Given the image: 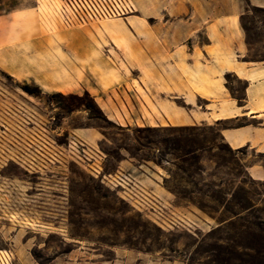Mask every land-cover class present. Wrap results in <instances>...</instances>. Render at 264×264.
<instances>
[{
	"label": "rangeland",
	"instance_id": "obj_1",
	"mask_svg": "<svg viewBox=\"0 0 264 264\" xmlns=\"http://www.w3.org/2000/svg\"><path fill=\"white\" fill-rule=\"evenodd\" d=\"M234 1L130 0L126 15L75 24L100 51V75L116 81L100 95L81 87L29 94L27 82L0 71V119L9 106L8 117L25 124L12 152L0 131V264H264V180L256 178L264 154L232 153L212 124L150 120L161 112L149 97V41L182 32L191 47L206 45V25L226 20ZM239 2L245 59L264 60V6ZM224 80L243 96V80ZM86 91L98 108L87 109ZM232 212L242 214L228 219Z\"/></svg>",
	"mask_w": 264,
	"mask_h": 264
},
{
	"label": "crops",
	"instance_id": "obj_2",
	"mask_svg": "<svg viewBox=\"0 0 264 264\" xmlns=\"http://www.w3.org/2000/svg\"><path fill=\"white\" fill-rule=\"evenodd\" d=\"M250 1L264 6V0ZM228 9L226 20L206 25V45L191 47L188 34L182 32L177 38L149 41V97L161 112V117L152 114L150 120L173 127L241 121L219 128L224 140L232 148L249 147L264 154V60L245 59L249 44L239 0ZM145 42L135 40L133 46L144 47ZM163 58L167 61L158 66L157 60ZM100 61V51L87 30L66 24L61 6L44 5L41 0L33 6L0 5L1 72L36 83L46 92L81 87L100 95L116 83L100 75ZM227 73L245 82L242 97L226 85ZM139 85L143 86L140 81ZM258 173L256 178L264 180V170Z\"/></svg>",
	"mask_w": 264,
	"mask_h": 264
},
{
	"label": "built area",
	"instance_id": "obj_3",
	"mask_svg": "<svg viewBox=\"0 0 264 264\" xmlns=\"http://www.w3.org/2000/svg\"><path fill=\"white\" fill-rule=\"evenodd\" d=\"M132 10L133 6L130 0H64L61 6L63 19L68 25L84 24L106 17L122 16ZM12 110L7 106L4 110L7 117L0 119V131L7 140L6 149L9 152L22 144V130L25 127L23 121H13L8 117L12 116ZM9 134L11 135L7 139Z\"/></svg>",
	"mask_w": 264,
	"mask_h": 264
},
{
	"label": "trees",
	"instance_id": "obj_4",
	"mask_svg": "<svg viewBox=\"0 0 264 264\" xmlns=\"http://www.w3.org/2000/svg\"><path fill=\"white\" fill-rule=\"evenodd\" d=\"M242 24H243V26H244V28L246 30V27H245V25H244L243 22H242ZM21 87H22V89L24 91H26L29 94H39L42 91V88L40 86H38L37 84H36V86L33 87L30 84H28V83H24ZM86 95L91 99V104H90V106L87 107V109L88 110H91V109L96 108V107L98 108V106H97V104L95 102L94 97L88 91H86ZM210 126L214 127V129L221 135L220 129H219L220 127L218 125H210ZM221 137H222V135H221ZM229 150L232 153H237V152H239L241 150V148L232 149V148L229 147ZM191 152H192V150H190V149L189 150H186V152H185L184 155H188ZM184 158H186V156H184ZM184 161H188V159H184ZM182 168H183L184 171H186L185 167H182ZM243 181L244 180L242 179L240 183H243ZM170 190L176 195V197L184 198L182 195H180V193L178 191L172 190V189H170ZM263 195H264V193H263ZM252 206H254V205H251L249 207H252ZM249 207L244 208V209H249ZM241 214H242V212H232V216H230L228 219L234 218V217H240Z\"/></svg>",
	"mask_w": 264,
	"mask_h": 264
}]
</instances>
